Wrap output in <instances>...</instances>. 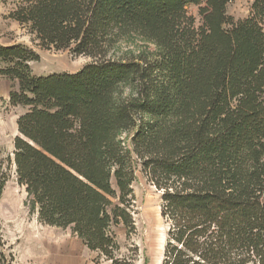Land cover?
I'll return each instance as SVG.
<instances>
[{
	"label": "trees",
	"instance_id": "trees-1",
	"mask_svg": "<svg viewBox=\"0 0 264 264\" xmlns=\"http://www.w3.org/2000/svg\"><path fill=\"white\" fill-rule=\"evenodd\" d=\"M20 0L9 16L45 48L92 59L37 75L28 44L0 43L18 117L14 164L42 222L71 227L109 264L135 232L140 167L161 191L162 264H264V0ZM199 6L202 24L187 6ZM136 33L155 56L108 57ZM123 84L132 94L118 97ZM122 133L126 135L123 136ZM9 174L0 146V200ZM14 257L0 227V264Z\"/></svg>",
	"mask_w": 264,
	"mask_h": 264
},
{
	"label": "rangeland",
	"instance_id": "rangeland-1",
	"mask_svg": "<svg viewBox=\"0 0 264 264\" xmlns=\"http://www.w3.org/2000/svg\"><path fill=\"white\" fill-rule=\"evenodd\" d=\"M20 0H0V43L24 42L31 46L39 59L30 64L35 74L75 72L92 58L74 55L69 50L45 48L39 40L9 16ZM253 0H234L227 6L235 19L245 18L251 12ZM189 14L195 17L196 26L202 24L199 6L189 4ZM159 47L153 41L130 32L118 38L107 56L129 58L141 55L155 56ZM3 65L0 62V66ZM11 81L0 75V146L4 166L9 178L0 200V227L3 238L12 252L13 264H109L98 251L87 247L71 227L49 225L41 221L37 207L32 203L25 186L18 182L14 164L15 137L19 134L17 120L25 111L21 105L10 103ZM132 94V87L123 84L117 96ZM125 136V133H122ZM132 214L135 232L127 236L123 224L115 226L120 243V257L133 254L134 264H162L168 224L161 215V191L148 181L139 167L133 183Z\"/></svg>",
	"mask_w": 264,
	"mask_h": 264
}]
</instances>
